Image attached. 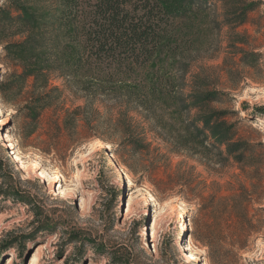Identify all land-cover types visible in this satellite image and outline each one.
Segmentation results:
<instances>
[{"label":"rangeland","instance_id":"rangeland-1","mask_svg":"<svg viewBox=\"0 0 264 264\" xmlns=\"http://www.w3.org/2000/svg\"><path fill=\"white\" fill-rule=\"evenodd\" d=\"M184 7L175 24L179 54L162 50L139 80L167 74L183 85L185 96L216 93L221 101L210 107L228 113L237 140L264 143V117L256 112L264 108V0H185ZM249 7L253 10L245 12ZM3 60L0 46V87L11 103L0 95V159L20 177L22 186L14 184L36 198L57 228L35 236L32 210L1 198L0 248L10 240L15 248L2 253L0 264L8 258L29 264L38 257L41 264H186L188 247L198 255L193 264H212L207 244L224 264H264V212H257L264 209V195L249 207L259 230L240 253L237 245L246 237L239 240L232 199L257 181L248 176L253 169L225 157L226 146L213 147L208 136L211 158L176 154L134 112L150 153L117 163V147L100 137L113 134L118 142L120 133H109L102 121L109 116L117 121L119 110L108 114L95 103L93 130L81 118L75 135L69 134L63 129L67 113L87 101L53 77L50 89H59L58 99L35 128L25 111L35 94L33 81L11 77L17 68ZM196 113L193 109L191 117ZM259 173L264 175V164ZM109 188L118 194L111 196Z\"/></svg>","mask_w":264,"mask_h":264},{"label":"trees","instance_id":"trees-1","mask_svg":"<svg viewBox=\"0 0 264 264\" xmlns=\"http://www.w3.org/2000/svg\"><path fill=\"white\" fill-rule=\"evenodd\" d=\"M184 3L185 0H0L3 62L7 60L17 68L11 77L33 81L35 94L25 111L35 128L46 109L58 99L59 89H50L53 77L64 80L69 89L87 101L84 108L67 113L63 129L69 134L75 135L81 118L86 128L92 129V117L98 114L93 109L95 103L103 104L108 114L119 110L117 121L112 116L102 121L109 133H120L118 142L112 141L113 134L100 137L117 147L113 153L117 163L120 157L134 159L150 153L151 146L142 138L144 128L131 117L134 112L144 118L151 133L171 144L176 154L211 158L206 145L208 136L214 138L213 147L226 146L225 157L253 169V175L248 176L257 181L252 183L251 191L242 188L241 194L232 199V213L240 225L239 240L246 237L237 245L241 253L247 248V238L259 230L249 216V207L256 201L255 196L264 195V175H259L264 164V143L237 140L238 132L226 120L228 113L210 107V103L221 101L216 93L185 96L183 85L167 74L150 82L139 80L162 50L179 54L175 24L176 18L186 12ZM248 10L253 7L245 12ZM0 95L11 105L4 85ZM193 109L197 113L191 117ZM256 112L264 117V108ZM56 124L60 135L62 128L57 121ZM220 156L224 154L220 152ZM16 175L0 159V180L5 182L0 199L21 202L32 210L35 236L56 232L52 219L36 206V198L14 184L22 186ZM109 189L111 196L118 194ZM206 246L211 263L224 264L215 257L213 245ZM13 248L15 243L8 241L3 250L0 248V258ZM236 257L241 261L239 255Z\"/></svg>","mask_w":264,"mask_h":264},{"label":"bare ground","instance_id":"bare-ground-1","mask_svg":"<svg viewBox=\"0 0 264 264\" xmlns=\"http://www.w3.org/2000/svg\"><path fill=\"white\" fill-rule=\"evenodd\" d=\"M7 121H8V118H5L4 120H2L1 125L6 126ZM113 164H114V162H113ZM122 185H123V183L121 182L119 187H122ZM183 227L186 228L185 224L183 225ZM185 249H187L186 251L188 252L186 264H193V262H196L198 260L197 253L194 251H190L189 247L185 248ZM188 256L190 257L189 259H188ZM6 264H14V260L12 258H8ZM29 264H41V260L39 257L34 258Z\"/></svg>","mask_w":264,"mask_h":264}]
</instances>
